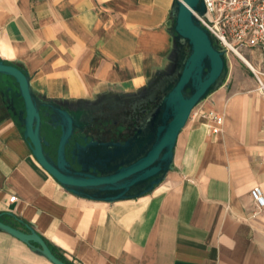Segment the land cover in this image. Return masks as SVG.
<instances>
[{
	"label": "crops",
	"instance_id": "0c3cea01",
	"mask_svg": "<svg viewBox=\"0 0 264 264\" xmlns=\"http://www.w3.org/2000/svg\"><path fill=\"white\" fill-rule=\"evenodd\" d=\"M172 1L0 0V59L55 102L134 93L172 66ZM196 110L165 178L141 197L104 203L52 178L0 106V213L72 264H264V209L249 194H264V98L234 92L217 133Z\"/></svg>",
	"mask_w": 264,
	"mask_h": 264
},
{
	"label": "water",
	"instance_id": "95a60500",
	"mask_svg": "<svg viewBox=\"0 0 264 264\" xmlns=\"http://www.w3.org/2000/svg\"><path fill=\"white\" fill-rule=\"evenodd\" d=\"M205 11L204 0L172 1L169 33L173 60L170 73H164L160 81L161 95L155 106L123 144H77L71 150V162L65 159V146L73 129L82 127L81 121H74L57 102L36 95L27 73L0 59V75L12 77L17 84L15 97L22 105L19 115L23 138L37 163L66 191L81 198L114 203L141 197L165 178L173 165L178 134L195 107L221 87L228 74L224 51L195 15L201 16ZM8 105L15 108L13 101ZM40 107L61 130L55 160L43 148L48 142L40 134ZM25 229L4 222L0 213L1 232L26 244L52 264H68L52 252L32 227L25 225Z\"/></svg>",
	"mask_w": 264,
	"mask_h": 264
},
{
	"label": "flooded vegetation",
	"instance_id": "af4514ba",
	"mask_svg": "<svg viewBox=\"0 0 264 264\" xmlns=\"http://www.w3.org/2000/svg\"><path fill=\"white\" fill-rule=\"evenodd\" d=\"M166 73H170V69ZM163 75L134 93L104 92L87 101L57 102L74 121L82 123L81 128L73 129L65 146V159L71 162V150L77 144L85 145L90 141L123 144L134 133L135 126L140 123L143 116L155 106L161 95L159 90ZM4 81V75H0V106L20 126L22 119L19 110L22 105L19 103L20 99L15 97L17 84L12 77L7 84H4ZM11 101L15 106L13 110L8 105ZM39 111L40 134L48 142V145H43V148L55 160L61 130L58 124L46 115L45 108L40 107ZM72 167L79 169L77 164H72Z\"/></svg>",
	"mask_w": 264,
	"mask_h": 264
},
{
	"label": "built area",
	"instance_id": "2783aa9c",
	"mask_svg": "<svg viewBox=\"0 0 264 264\" xmlns=\"http://www.w3.org/2000/svg\"><path fill=\"white\" fill-rule=\"evenodd\" d=\"M204 4L205 13L195 14L200 25L215 38L227 60L235 55L247 61L255 91L264 98V0H204ZM207 116L210 130L219 132L223 117L211 111ZM249 194L256 210L262 211V189L254 186ZM9 200L14 201L15 196Z\"/></svg>",
	"mask_w": 264,
	"mask_h": 264
},
{
	"label": "rangeland",
	"instance_id": "374dc122",
	"mask_svg": "<svg viewBox=\"0 0 264 264\" xmlns=\"http://www.w3.org/2000/svg\"><path fill=\"white\" fill-rule=\"evenodd\" d=\"M2 17L3 14L0 12V18ZM227 63L228 74L223 85L201 101L195 107L197 110L194 109L197 111V115L202 113L206 121H209L207 114L210 111L217 114L224 112L226 101L234 92H246L252 88L255 89V81L244 61L235 55H229ZM4 78V84L11 80L9 76H4ZM3 220L14 227L26 230L23 224L18 223L13 218L6 217ZM44 259L38 253L29 250L26 244L0 231V264H39Z\"/></svg>",
	"mask_w": 264,
	"mask_h": 264
},
{
	"label": "trees",
	"instance_id": "16d2710c",
	"mask_svg": "<svg viewBox=\"0 0 264 264\" xmlns=\"http://www.w3.org/2000/svg\"><path fill=\"white\" fill-rule=\"evenodd\" d=\"M4 63H10L8 61H3ZM2 218L4 217H10L15 219V221H17L20 224H23L24 226L27 225L29 226L27 223L23 222L21 219H19L18 217H16L15 215H12L10 213H1ZM43 238V237H42ZM44 239V238H43ZM44 241L49 245L50 249L52 250V252L62 261L68 263V264H72L70 261H68L65 257H63L61 254H59V252L55 249V247H53L52 245H50L45 239Z\"/></svg>",
	"mask_w": 264,
	"mask_h": 264
},
{
	"label": "bare ground",
	"instance_id": "6f19581e",
	"mask_svg": "<svg viewBox=\"0 0 264 264\" xmlns=\"http://www.w3.org/2000/svg\"><path fill=\"white\" fill-rule=\"evenodd\" d=\"M242 61H244V63H247V61L245 59H242Z\"/></svg>",
	"mask_w": 264,
	"mask_h": 264
}]
</instances>
